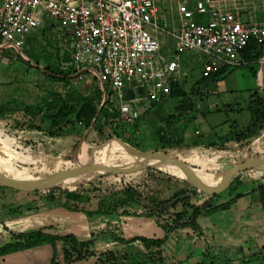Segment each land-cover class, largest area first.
Masks as SVG:
<instances>
[{
    "label": "rangeland",
    "instance_id": "1",
    "mask_svg": "<svg viewBox=\"0 0 264 264\" xmlns=\"http://www.w3.org/2000/svg\"><path fill=\"white\" fill-rule=\"evenodd\" d=\"M247 1H252V3L250 5L246 4V6L253 5L255 7V11L252 12L254 19L263 20L264 0ZM165 5L166 27L171 30L170 16L172 15L174 19H177L175 6L172 4V11H169L168 1L165 2ZM43 22L42 27L37 29L36 33L26 40L21 54L8 49L0 56V104L7 103L11 107L31 105L40 109L37 118L34 120H30L28 116L21 113L7 114L0 117V172L13 176V173L8 171L19 170L34 178L45 177L54 172L87 164L93 158L95 150L102 147L105 143L116 139L122 141L131 151L161 153V146L169 144L168 140H171V138H166V129L161 121L153 125L147 118L143 117V123L137 126L139 118L135 116L132 124H124L119 121V123H112L110 126L101 125L98 127L100 128L99 134H95V137L91 138H89L88 132H92V134L94 132L91 131V128H86L83 125L75 127L64 126L63 134L59 133L58 126L54 127L51 125V121L56 116H59L57 115L58 113L64 114L68 120H73L81 98L92 99L97 106H100L102 96L95 80L84 78L83 81L76 82L60 77L62 75L59 69V61L67 56L69 40L66 33L51 26L49 20H44ZM169 37H165V39L167 38V41L172 43L171 37ZM27 52L36 55L38 62L31 60L26 55ZM181 57L190 59L192 66L190 65L187 70L183 71L181 76L173 77L174 82L185 92L187 98L185 101L186 110L179 109L174 115L189 119L182 124H184L186 129H189V132H192L185 141L188 144L187 146L194 148L186 152H175L170 149L163 151L168 153L169 156L186 163L195 173H205L201 174V177H206L209 176L207 174H210L213 181L218 184L232 165L247 159L264 156V130L257 138L250 141V143L257 141L255 145H249L248 147L245 143H239V146H237L238 143H234L235 134L248 124L249 100L255 93L259 96H264V53L257 61L240 65L221 80L213 81L207 86L201 87V90L206 93L203 98L207 100L206 103H202V106H208V109H203V113H199V109H196L195 113V108L191 109L188 105L196 97L194 86L200 79L197 74L201 72V58L192 52L185 53ZM164 110L165 108L159 104L154 109V112ZM209 111L212 114L216 112H222V114H215V116L211 117L214 120L211 119L208 122L207 113ZM55 120L60 119L56 117ZM216 120L218 121L214 122ZM63 122L59 124V127L63 126ZM204 124L211 127L210 130L216 135L211 142H202L200 137L202 135L199 131H202ZM30 125L38 126L45 132L52 130L58 136L46 140L45 144L37 147L39 141H31L30 138L37 139L39 136L33 135L35 131L28 128ZM215 127H218V133L214 131ZM172 140V143L179 142L178 140L175 141V139ZM211 144L216 148L210 147ZM217 147L225 149H218ZM107 155H109L108 163L114 166H129L138 162L126 150H120L114 145H111V149L103 153V156ZM152 161L174 168L171 163L158 161L157 159H152ZM198 161L205 163L199 164ZM174 169L179 170L178 168ZM155 170L166 173L159 169ZM14 176H17V174L15 173ZM259 176L264 177V167L250 169L249 174H240L239 181L258 183L256 177ZM259 181L264 184V180ZM122 182L136 186L143 193L156 195L160 198H165L172 193L171 190L167 189L169 183L156 181L148 174L142 173V171L124 176L93 175L85 180H77L73 184H75L76 188L96 186L101 189H108L111 186H118ZM60 185L67 186L69 184ZM207 186L213 185L208 184ZM189 188L190 190H196L194 199H201L204 196L202 192H199L190 184ZM245 189L246 187L244 186L239 187L236 192L227 191L220 199L233 201L229 200L230 195L231 197L236 196L244 192ZM29 205L33 208L31 214L26 213V208ZM45 205L48 206L46 211L42 209V211L36 212L34 205L31 202L27 203L26 198L16 197L13 204L8 205L7 208L0 212V246L8 241L11 231L28 230L42 222L45 215H52L57 220H69V216L74 218L75 213H72V211L61 209L56 205L47 203ZM132 219V217L122 218V222H120L117 218L110 216L93 217L90 218L89 222L86 221V230H82L77 236L83 239L88 232H92L95 229L98 230L99 228L97 229V227L100 225L103 227L100 230L110 231L117 236H121L124 240L132 236L161 238L159 237L161 233L158 235L155 232L134 233L131 226L133 223L130 222ZM78 226L81 227L80 224H77ZM158 228L160 232H163L161 227ZM65 232L66 230H62V233ZM195 240L188 239L182 231L178 232L166 240L163 247L164 252L167 255L175 256V259L180 260L182 264H215L214 254H216V250L214 240L208 238L204 248L201 247L202 240ZM125 246L118 243L112 235H106L104 238L99 237L94 242V249L97 251L95 259L97 260V255L105 250H112L118 253L127 251L134 257L141 255L139 245ZM58 254L61 257L60 250H58Z\"/></svg>",
    "mask_w": 264,
    "mask_h": 264
},
{
    "label": "built area",
    "instance_id": "2",
    "mask_svg": "<svg viewBox=\"0 0 264 264\" xmlns=\"http://www.w3.org/2000/svg\"><path fill=\"white\" fill-rule=\"evenodd\" d=\"M166 1L177 16H170L171 30L166 27ZM245 2L0 0V56L8 49L21 54L26 38L49 20L69 40L67 56L59 61L61 75L76 82L97 80L103 86L100 107L117 110L122 123L132 124L133 102L156 103L171 93L181 54L203 56L201 78L246 65L242 51L250 43L264 44V19L248 18ZM167 36L173 59L165 56ZM129 88L134 99L126 101L124 90Z\"/></svg>",
    "mask_w": 264,
    "mask_h": 264
},
{
    "label": "trees",
    "instance_id": "3",
    "mask_svg": "<svg viewBox=\"0 0 264 264\" xmlns=\"http://www.w3.org/2000/svg\"><path fill=\"white\" fill-rule=\"evenodd\" d=\"M264 53V44L250 43L241 53L242 59L249 64L257 61ZM26 55L33 61L38 62V57L33 53L27 52ZM238 67V66H237ZM236 67H224L219 72L212 76L203 79L197 83L195 90L200 91L203 84L210 79L215 81L221 80L229 74ZM65 78L63 76H60ZM171 93L176 96H184L185 92L181 90L175 82H171ZM197 99L192 105L195 108L197 100L200 99L201 92H198ZM40 109L24 105L22 107H11L7 103L0 104V117L7 114L21 113L28 116L30 120L37 118ZM249 122L244 129L235 134V143H244L246 146L254 138H257L264 130V96H259L255 93L248 103ZM56 116L60 120L51 121L52 126H58V131L63 134L64 126H79L78 123L86 128H95L98 130L99 126H110L112 123L117 124L119 113L117 110L110 112L107 107L98 106L92 99L81 98L78 102L73 120L65 118L64 114L58 113ZM177 115L175 119L179 121L181 118ZM104 119L103 124L101 120ZM64 120V122H63ZM168 120V119H167ZM172 120V118H169ZM58 121V122H57ZM63 126L59 127V124ZM98 125V126H97ZM34 131H42L38 126H28ZM46 134L54 138L58 136L52 130ZM164 139V138H163ZM170 143V142H169ZM177 145V142L170 143V145ZM210 147H215L211 144ZM161 153H165V148H160ZM168 155V153H165ZM109 155L104 156L100 160V172H104L107 167H112L108 163ZM94 163V162H93ZM174 168H178L174 165ZM17 175L24 174L19 170L8 171ZM142 173L148 174L156 181L169 183L168 190L172 193L165 198H160L156 195L146 194L139 190L136 186L122 182L118 186H111L108 189H101L96 186L90 188H76L75 184L67 186L56 185L47 191L35 192H20L11 188L0 187V211L7 208L8 205L13 204L16 197L29 198L34 210L38 211L44 207L43 203L49 205H56L61 209L82 213L86 219L93 217H146L152 219L158 227L163 230L161 238H146L141 236L132 237L124 240L121 236L110 231L94 230L89 232L85 238L81 239L75 234H65L62 230H66L65 226L58 223H49L48 225L40 226L33 229L23 230L19 232H10L9 239L0 246V257L7 254L29 250L35 247L50 245L52 248V258L50 264H75L86 261L96 256L94 249V242L101 234L112 235L114 239L126 245L125 247H132L139 245L141 248V255L138 257L132 256L127 251L118 253L112 250H105L97 255V264H182L173 255H167L164 252V243L166 240L178 232H184L185 235L198 238L201 236V231L198 225V219L203 216L223 210L229 207L232 201L221 200L220 198L227 191H235L239 176L243 173L249 174V170L239 173L232 184L219 195H205L201 199H194L196 190H190L188 181L180 179L161 171L152 168L142 170ZM197 175L204 174L203 172H196ZM210 175V174H207ZM258 183H250V190L246 195H250V200H253L258 208L264 211V184L259 180H264L263 176L256 177ZM63 184V183H61ZM217 183L212 184L216 186ZM244 195L237 194L229 200H234ZM28 206L26 212H31L33 208ZM21 209V208H20ZM59 246V247H58ZM60 248V249H59ZM58 250L61 252V260L57 261ZM202 264V263H199Z\"/></svg>",
    "mask_w": 264,
    "mask_h": 264
},
{
    "label": "crops",
    "instance_id": "4",
    "mask_svg": "<svg viewBox=\"0 0 264 264\" xmlns=\"http://www.w3.org/2000/svg\"><path fill=\"white\" fill-rule=\"evenodd\" d=\"M252 3V1H247L243 4V9L244 12L248 14V18H251L252 20H255L254 17L252 16V12L255 11V7L248 6ZM246 4H248L246 6ZM264 12V10H263ZM35 32L30 34L28 38L32 37ZM168 37V36H167ZM166 44L169 47L168 51H165V56L168 59H173L174 58V50H173V45L171 42L167 41L166 38ZM185 54V53H184ZM183 55V54H181ZM181 55L177 58L178 64H179V73L175 74L174 76H181L183 71L187 70L188 67L191 65L190 64V59L188 58H183ZM200 58V67L202 69V61H203V56L197 54ZM192 66V65H191ZM201 71V70H200ZM201 73V72H200ZM198 78H200L196 83L201 82L205 78H201L200 74H197ZM173 76V77H174ZM176 77V78H177ZM95 80V79H93ZM99 86V93L102 96V88L103 86L97 81ZM215 81L214 79H210L208 82L202 85L207 86L209 83H212ZM172 82H174L172 78ZM194 86V89H195ZM196 97L195 99L191 102L188 103L189 108H193V104L195 100L197 99V95L199 94L198 92H201L200 99L197 100L196 106H195V113L196 109L199 111V113H203V109H208V106H202L203 102H207L205 98H203L206 93H204L202 90L198 91L196 90ZM186 95V94H185ZM176 96L169 94L167 96H163L159 102L156 103H149L143 99L137 100L136 102H133V115L134 118L137 116L139 119L137 122V126L139 124L143 123V117L147 118L148 121H150L153 125L156 123H159L160 121L163 122V125L166 129L165 135L166 138H171V140H168L170 143L173 142L172 139H175L177 142V145L173 144H164L165 149H170L171 151L175 152H186L188 150H192L194 147L187 146L185 139H188L190 137L189 135L192 134V132H189V129H186L184 124L187 122L189 119L186 118H181L179 121L175 119L174 113L177 110H186V96ZM139 98V96L137 97ZM205 100V101H204ZM233 102V101H232ZM161 105L162 107L165 108L164 111H156L154 112V109L157 107V105ZM100 105V104H99ZM107 109L109 108L108 106ZM101 107L98 106V109ZM194 109V108H193ZM152 111V112H150ZM111 112V111H110ZM187 112V111H186ZM215 114H222V112H216ZM215 114L207 113V121L210 122L212 119V116H215ZM169 118H172V120H169ZM168 119V120H167ZM118 123L120 121L119 117L118 120L115 119ZM163 120V121H162ZM165 120V121H164ZM197 120V119H193ZM214 120V119H212ZM218 120L214 121L217 122ZM104 119L101 120V123L103 124ZM249 122V116H247V123ZM94 132H88L89 133V138L95 137V134H99L98 130L96 131L95 128H91ZM211 127L203 125L202 131H199V133L202 135L200 136L202 139V142H211L214 140L215 133L213 134L212 130H210ZM215 132H217L218 127L214 128ZM220 129V128H219ZM97 132V133H96ZM36 136H39L37 139L30 138L31 141H39L37 143V147L42 146L43 144L46 143V140L52 139L49 137L46 132L43 131H35L34 132ZM162 135H164L163 132H161ZM41 135V136H40ZM35 137V136H33ZM181 138V139H180ZM184 138V139H182ZM94 139V138H92ZM180 139V140H179ZM184 140V141H183ZM235 143V141H234ZM245 143V142H244ZM256 142H251L249 145H255ZM200 144V143H199ZM242 144V143H240ZM236 145V144H235ZM239 146V143L238 145ZM241 146V145H240ZM180 148V149H177ZM205 148V147H204ZM216 148V147H215ZM218 148V147H217ZM218 149H225V148H218ZM169 155V154H168ZM104 157V156H102ZM200 164H204L205 162H199ZM205 174V173H204ZM246 187L245 191L242 192L244 195L241 197L234 199L230 204L229 207L223 210L215 211L208 216H203L198 219V225L201 231V236L198 238L187 236L188 239H200L202 240V246L201 247H206V241L208 238H211L214 240V247L216 250L215 255V264H264V211L258 206L252 202L253 200H250V195H246L248 191L250 190V183L246 181L240 180L238 182V185L235 189L236 192L239 190V187ZM241 194V193H240ZM234 196L231 197L230 199L233 198ZM27 199V203L31 202L29 198ZM44 209L45 211L47 210L45 203ZM30 207V205H29ZM42 209H39L36 212L42 211ZM2 211V210H1ZM0 211V212H1ZM33 211V210H32ZM31 211V212H32ZM31 212H26L31 214ZM75 213L74 218L69 216V220H57L54 216L52 215H45L44 220L42 222H39V224L35 225L32 228H37L40 226L48 225L49 223H58L61 224L62 226L66 227V232L65 234H75L78 235L82 230H86V221L89 222L90 218L86 219L85 216L82 213L79 212H72ZM103 217V216H102ZM96 218V217H95ZM117 218L118 221L122 222V218H127V217H115ZM133 219L130 220L133 224L132 229L134 230V233L140 232V233H153L155 232L157 235L161 233V236H163V232L159 230L157 224L150 218L146 217H132ZM112 219V218H110ZM114 219V218H113ZM149 219V220H146ZM115 221V220H113ZM112 221V222H113ZM77 224L81 225V227H77ZM102 224V223H101ZM104 226V225H103ZM99 228V229H98ZM102 226H98L97 229L100 230L102 229ZM96 230V229H95ZM105 231V230H104ZM89 233V232H88ZM185 234V233H184ZM173 236V235H172ZM99 237H106V234H101L98 236ZM131 237V236H130ZM133 237V236H132ZM131 237V238H132ZM136 237V236H134ZM97 238V239H98ZM96 239V240H97ZM130 239V238H129ZM127 240V239H126ZM96 251V250H95ZM97 253V251H96ZM52 258V248L50 245H43L39 247H35L29 250L25 251H20V252H15L11 254H7L5 256L0 257V264H50ZM57 261H60L62 256L59 257V254L57 253ZM75 264H97V260L95 257H92L86 261L78 262Z\"/></svg>",
    "mask_w": 264,
    "mask_h": 264
},
{
    "label": "water",
    "instance_id": "5",
    "mask_svg": "<svg viewBox=\"0 0 264 264\" xmlns=\"http://www.w3.org/2000/svg\"><path fill=\"white\" fill-rule=\"evenodd\" d=\"M124 99L126 101H131L134 99V91L129 88L124 90ZM116 141L123 147L126 152L133 155L138 162L134 165L129 166H112L104 169V172L97 175H117L124 176L133 174L139 171H142L147 168L158 169L157 166L150 161L152 159H157L158 161H163L166 163H171L179 167L185 174L184 179L188 183L197 189L199 192H202L205 195H219L224 192L234 181L235 177L246 170L264 167V156H258L255 158L247 159L243 162L232 165L223 175L222 179L216 186H207L200 182L197 177V174L194 170L188 166L183 161L171 157L165 153H150V152H136L131 151L126 147V145L116 139ZM92 159L87 164H82L67 170L54 172L45 177H36L32 180H22L15 178L13 176H8L0 172V187L11 188L20 192H35V191H47L53 186L59 185L65 181L78 177L82 174H91L98 170Z\"/></svg>",
    "mask_w": 264,
    "mask_h": 264
},
{
    "label": "bare ground",
    "instance_id": "6",
    "mask_svg": "<svg viewBox=\"0 0 264 264\" xmlns=\"http://www.w3.org/2000/svg\"><path fill=\"white\" fill-rule=\"evenodd\" d=\"M111 145H114L116 148L120 149V150H124L123 147L116 141V140H111L107 143H105L102 147H100L99 149L95 150L94 153H93V158H92V162H94V164L96 166H98V170H96L95 172L91 173V174H82L78 177H75L73 179H70L68 181H65L63 182V184H73L74 182H76L77 180H85V179H88L89 177L93 176V175H97L99 174L100 172V160L103 156V153L107 150H110L111 149ZM151 163L155 164L157 166V168L159 170H162L172 176H175L177 178H184L185 177V174L183 173V171H180V170H176L174 168H170V167H167L165 165H160V164H157L155 162H153L152 160L150 161ZM15 178H18V179H22V180H32V179H35L33 176L31 175H17V176H13ZM198 179L200 180V182H202L203 184L205 185H208V184H212L214 181L211 177V175L209 176H206V177H201V174L197 175Z\"/></svg>",
    "mask_w": 264,
    "mask_h": 264
}]
</instances>
